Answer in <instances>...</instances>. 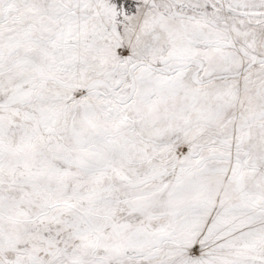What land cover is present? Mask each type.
<instances>
[{
	"label": "snow or ice",
	"instance_id": "obj_1",
	"mask_svg": "<svg viewBox=\"0 0 264 264\" xmlns=\"http://www.w3.org/2000/svg\"><path fill=\"white\" fill-rule=\"evenodd\" d=\"M0 264H264V0H0Z\"/></svg>",
	"mask_w": 264,
	"mask_h": 264
}]
</instances>
